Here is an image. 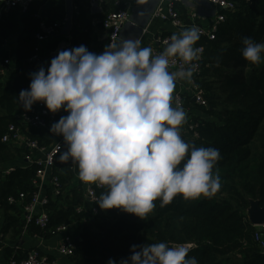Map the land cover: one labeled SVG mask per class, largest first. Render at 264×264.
Returning a JSON list of instances; mask_svg holds the SVG:
<instances>
[{"label":"clouds","instance_id":"obj_1","mask_svg":"<svg viewBox=\"0 0 264 264\" xmlns=\"http://www.w3.org/2000/svg\"><path fill=\"white\" fill-rule=\"evenodd\" d=\"M199 27L173 33L160 54L141 47L139 39L109 44L96 54L86 46L59 51L31 73L18 100L25 111L43 102L66 116L50 132L63 137L58 159L78 167L81 181L103 187L95 203L101 210L119 209L146 220L159 200L161 208L176 196L185 201L212 198L221 187L214 172L220 151L195 147L181 136L187 114L173 106L177 81L191 82L202 49ZM242 55L253 65L264 62V42L242 38ZM176 58L182 62L169 71ZM191 245L166 242L132 245L119 264H198L188 256ZM107 264H117L109 258Z\"/></svg>","mask_w":264,"mask_h":264},{"label":"trees","instance_id":"obj_2","mask_svg":"<svg viewBox=\"0 0 264 264\" xmlns=\"http://www.w3.org/2000/svg\"><path fill=\"white\" fill-rule=\"evenodd\" d=\"M234 1V10L224 11L226 20L215 39L202 37L200 42L205 51L197 81L206 90L208 106L198 105L205 115L197 118L192 130L197 136L192 134L186 140L195 147L219 149L221 159L213 170L220 176L219 191L210 199L190 201L178 195L163 208L157 200L146 220L119 209L101 210L97 204V211L89 214L74 209L79 203L64 210L50 199V224L45 229L34 225V231L40 234L71 218H84L86 222L73 235L75 247L69 264H107L109 258L119 264L131 255L132 245L157 242L190 244L188 256L195 257L198 264H264V248L255 239L257 230L247 213L250 199L264 205V62L250 64L241 51L243 37L264 42V0ZM37 13V2L23 13L32 28H38ZM15 26L14 21L0 22V49ZM35 43L21 55L11 79L5 77L4 62L9 55L0 50V162L9 143L2 137L10 124L18 125L17 112L25 111L18 96L22 89H28L37 64L29 60ZM205 77L207 83L202 81ZM187 98L193 101L189 95ZM35 172L36 166L17 167L4 182L0 181V232L7 233L12 227L15 233L20 232V225L15 226L17 219L8 211L16 206L22 209L29 200L35 190ZM21 192L28 196L23 202L8 201ZM27 253L9 251L7 260L14 254L22 258Z\"/></svg>","mask_w":264,"mask_h":264},{"label":"crops","instance_id":"obj_3","mask_svg":"<svg viewBox=\"0 0 264 264\" xmlns=\"http://www.w3.org/2000/svg\"><path fill=\"white\" fill-rule=\"evenodd\" d=\"M38 3V13L47 21H59L61 26L57 32L50 36L42 44V52L39 59L36 61V67L33 72L38 71L41 67L45 70L50 66V61L59 51L72 49L73 47L84 45L93 53H102L107 44V32L103 27V19L107 13L117 9L113 0H34ZM158 0H123L121 7L130 8V19L124 25L119 41L120 45L125 39H139L141 47H161L159 39L165 35L179 34L185 28H189L195 23L208 26L212 19L216 16L218 9L207 2V0H175L176 7L182 17L184 27L175 28L169 21L160 19H152L148 22L150 15L155 9ZM161 3V1H160ZM197 16L193 20L194 15ZM14 21L15 28L3 41L1 51L7 53L9 63L7 66L6 79H11L15 73L17 64L21 61V55L28 52L31 45L36 40V32L38 28H32L29 22L23 18V12L17 8L9 11L0 10V22ZM146 31L141 34V29L145 25ZM35 29V32H34ZM34 32V35H33ZM34 36V37H33ZM204 38V37H203ZM202 41V36L196 42L199 45ZM203 45V44H202ZM35 47V44H34ZM34 52V48H33ZM32 61L31 59H29ZM172 71V70H169ZM190 83L187 81H177L174 91L185 90L187 92ZM188 95L185 94V100L182 108L187 114L186 123L181 128V136L183 139L189 140L192 137L191 124L197 125V118L203 117L205 114L198 108V104L189 101ZM186 100L187 102L186 104ZM173 106H177L173 97ZM200 106V105H199ZM63 110V109H62ZM68 113L66 112V115ZM20 114L17 112L18 127L21 128V139L12 140L8 143L6 150L3 152V162H0V181L6 180V175L17 167H31L25 154L28 152L25 139H37L40 143L51 145L54 142V134L50 132L51 126L34 127L29 126L19 120ZM194 136V135H193ZM24 137V138H23ZM65 150V146L63 148ZM62 150V151H63ZM55 172L61 177V192L55 194L54 189L50 185V177H47L44 184V192L50 199L58 205L60 209L76 207L77 212L84 210L85 213H91L93 204L90 202L86 194L88 183L80 180L78 176V167L71 161L61 162L57 158ZM68 204L65 206V203ZM80 207V208H79ZM48 209V207H47ZM7 211H4V214ZM9 215H13L17 220L15 226H19V233H15V228H11L9 232H0V263L7 261V252L23 254L31 249H38L41 254L49 258L58 257L57 247L60 241V235L57 234L54 228H50L40 233L34 231V225L26 223L23 207L11 208ZM73 235L84 225L85 219L78 218L71 221Z\"/></svg>","mask_w":264,"mask_h":264},{"label":"built area","instance_id":"obj_4","mask_svg":"<svg viewBox=\"0 0 264 264\" xmlns=\"http://www.w3.org/2000/svg\"><path fill=\"white\" fill-rule=\"evenodd\" d=\"M102 1V0H93ZM115 5L118 7L115 10L107 13L103 19V27L107 32V46L115 43L119 44L121 33L124 25L130 19V8L129 6L121 7L123 0H113ZM34 0H0V10L9 11L10 9L17 8L21 12H27ZM208 3L214 5L218 11L216 16L212 19L211 23L201 25L195 23V26L200 29V36L207 40L215 39L216 33L222 22L226 20V14L224 11H232L235 8L234 0H207ZM193 20L197 16L193 14ZM39 18L38 30L36 32V43L34 52L30 57L31 60L39 59L42 52V44L52 35H54L61 23L59 21H47L39 13L36 14ZM152 19H160L162 21H169L175 28L184 27V23L180 13L176 7L175 0H161L157 10L153 14ZM171 35H165L160 41L161 47L153 48V54H160L166 47V41L169 40ZM202 49L200 59L197 61V69L193 74L187 92L185 90L174 91L173 97L177 105L183 106L185 100V94L189 95L190 98L200 106L207 107L208 100L205 96V92L202 86L198 83L197 77L202 72V63L204 59L205 47L202 44L195 45ZM5 63H9V59H5ZM182 65L179 58H176L169 64V70L177 71ZM61 116H66L65 111L59 113L50 112L43 102H37L30 111H24L20 114L19 120L29 126L44 127L51 126L57 122ZM196 125L191 124L189 127L193 130ZM21 128L16 124H10L7 128L6 133L2 137L3 142H10L12 140L21 139ZM194 136L197 133L194 132ZM55 139L51 145H45L40 143L37 139H25L28 152L25 154L26 160L30 164L36 166L35 177L33 179L34 191L29 196V200L24 204V217L26 223H33L42 229H45L50 224V213L47 209L50 203L49 195L44 192V184H46L47 177H50V185L54 189L55 194L61 192V179L55 172L56 161L60 152L64 148L63 137L60 135H54ZM104 190L103 187H97L95 184H88L86 188V194L90 202L93 204L92 212L97 211L95 208V201L100 196V191ZM27 193L21 192L19 197L10 196L8 201L10 203L23 202L27 198ZM264 227V225H261ZM55 232L60 235L59 245L57 247L58 257L49 258L46 255L41 254L38 249H31L25 257L19 258L18 256H12L9 260L3 264H69V257L74 253L75 243L73 240L72 226L67 223H61L54 228ZM255 239L259 242L260 246L264 248V238L258 231L255 233Z\"/></svg>","mask_w":264,"mask_h":264},{"label":"water","instance_id":"obj_5","mask_svg":"<svg viewBox=\"0 0 264 264\" xmlns=\"http://www.w3.org/2000/svg\"><path fill=\"white\" fill-rule=\"evenodd\" d=\"M161 0H158V3L153 10L152 14L150 15V19L148 22H151L153 18V14L157 10ZM148 26L145 25L144 28L141 29V34L146 31V27ZM249 220L254 226H261L264 225V205L261 204L260 200L258 199H250V206L247 210Z\"/></svg>","mask_w":264,"mask_h":264},{"label":"rangeland","instance_id":"obj_6","mask_svg":"<svg viewBox=\"0 0 264 264\" xmlns=\"http://www.w3.org/2000/svg\"><path fill=\"white\" fill-rule=\"evenodd\" d=\"M206 47H208L207 45H205ZM204 80H202V81H204V83H207L208 82V79H207V77H205V78H203ZM203 88V87H202ZM203 90H204V92L206 93V90L203 88ZM187 102H189L188 100H186V104H187ZM68 204V202H66L65 203V206ZM76 207H78V205L76 206ZM76 207L74 208V209H76ZM80 208V207H79ZM67 209V208H66ZM77 211V210H76ZM75 219H78V218H71V219H69V220H67V223L68 224H72V222H71V220H75ZM70 221V222H69ZM256 227V230L260 233V234H262V237L264 238V227L263 226H255ZM188 245H190V244H188ZM69 261H70V259H69Z\"/></svg>","mask_w":264,"mask_h":264}]
</instances>
